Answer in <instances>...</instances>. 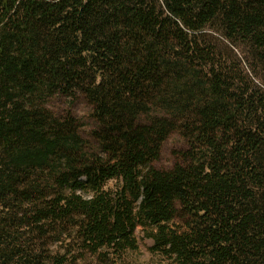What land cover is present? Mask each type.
<instances>
[{"label": "trees", "instance_id": "16d2710c", "mask_svg": "<svg viewBox=\"0 0 264 264\" xmlns=\"http://www.w3.org/2000/svg\"><path fill=\"white\" fill-rule=\"evenodd\" d=\"M263 88L264 0H0V264H264Z\"/></svg>", "mask_w": 264, "mask_h": 264}, {"label": "rangeland", "instance_id": "374dc122", "mask_svg": "<svg viewBox=\"0 0 264 264\" xmlns=\"http://www.w3.org/2000/svg\"><path fill=\"white\" fill-rule=\"evenodd\" d=\"M264 89V88H263ZM46 107L56 116L63 117L70 115L76 118L79 124V133L86 140L88 148L97 151V143L91 136L96 127L92 117V106L81 94L67 97L64 95H54L46 102ZM187 148L185 140L178 132H171L163 141L160 155L153 162L156 169L167 170L179 161L180 152ZM114 182L107 183V188H112ZM138 248L135 251L128 252L121 261L116 264H166L163 258L150 250L151 239L140 227L134 232ZM47 251L54 250L53 245L45 246Z\"/></svg>", "mask_w": 264, "mask_h": 264}]
</instances>
